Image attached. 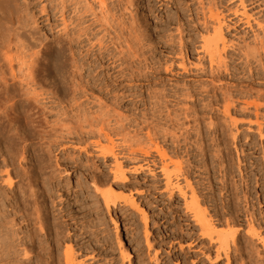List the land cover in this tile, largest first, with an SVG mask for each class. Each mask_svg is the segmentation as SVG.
I'll return each mask as SVG.
<instances>
[{
  "label": "rangeland",
  "instance_id": "374dc122",
  "mask_svg": "<svg viewBox=\"0 0 264 264\" xmlns=\"http://www.w3.org/2000/svg\"><path fill=\"white\" fill-rule=\"evenodd\" d=\"M77 1L83 8L85 0ZM60 2L66 5L70 43L64 40L56 14ZM86 2L97 17L87 14L86 23L77 28L76 0H36L32 9L42 20L46 44L52 50L61 48L62 75L67 80L74 75L77 84L91 90L67 88L65 102L50 106L42 116L44 129L85 130L96 121L110 134L125 174L124 180H113V157L104 161L92 148L85 154L67 145L66 151L60 148L45 156L48 169L56 171L51 172L48 186L52 199L59 202V194L76 193L75 197L63 194L55 210L76 215V241L83 238L73 246L78 264H264V0H106L105 19L97 0ZM240 3L248 19L236 15ZM210 11L224 19L226 48L219 64H212L201 48L202 39L213 34ZM79 28L85 34L76 42ZM100 46L102 53H98ZM87 50L90 53L84 56ZM95 79H103L107 86H92ZM146 133L181 160L214 225L224 232L237 231L236 247L230 244L227 257L215 256L217 244L192 220L185 200L175 190H166L157 166L148 162L146 167L142 161ZM129 152L133 159L121 156ZM56 165L61 171L68 167L67 180L66 176L59 179ZM91 175L102 184L100 180L108 179L109 186L105 183L102 190L119 201L132 197L135 205L127 202L126 207L118 205L107 212L88 182ZM178 180L182 186V178ZM13 181V188L0 184V197L5 193L11 197V190L18 189V179ZM20 216L12 221L20 219L18 225L10 223L14 227L5 226L0 235L9 239L10 233L19 232L15 238L28 242L37 225L27 227ZM110 218L117 222L118 231ZM39 228L35 232L43 254L37 264H44L53 256L50 240L54 238ZM65 232L62 228L55 251L61 261L69 243ZM122 249L130 254L125 260L120 258Z\"/></svg>",
  "mask_w": 264,
  "mask_h": 264
},
{
  "label": "bare ground",
  "instance_id": "6f19581e",
  "mask_svg": "<svg viewBox=\"0 0 264 264\" xmlns=\"http://www.w3.org/2000/svg\"><path fill=\"white\" fill-rule=\"evenodd\" d=\"M35 1L36 0H21L20 2V0H0V184L2 186L6 185L8 188H13L15 184L13 181L14 178H17L19 183L16 191L11 190L13 192L10 194L11 197H7L9 196L7 193L3 194L7 196L0 197V229L7 225H9V227L18 225L17 222H20V219H18V221L16 220L17 224L13 222L15 224L14 226H10V223H12L15 216L20 213L21 221L24 222L27 227L30 225H37V227L45 228L46 235L50 238H54V240H50L52 241L51 244L54 251L53 256L46 258L44 264H78L74 256L75 252L73 251V246L76 245V243L79 244L83 242V238L80 236L81 238H78L76 241V237L79 235V233L76 234V215L62 210L63 208L57 209L58 211L56 212L55 208L58 203H62L60 199H63L64 193L61 195L59 194V202L54 201V198L52 199L48 186L50 180L53 178L51 173L53 171L48 169L50 165H47L45 156L54 153L56 149L59 150L60 148V150L66 151L64 147L66 148L72 145L76 148L78 147V149L81 148L80 150L82 152L85 151V154L89 148H92L91 151L96 152L97 156L104 161L107 157H113L114 167L111 169L113 180L122 181L124 180L125 174L121 162L118 161L119 158L118 160L116 158V153L114 151L115 147H113V140L110 134L105 128L97 127V125L94 124L96 122L94 119L95 122L88 125V128L85 130L82 128L76 130V127L65 126L58 133H55L51 129L49 131L48 129H44L42 116L45 115L46 110L50 109V106H61L65 102V90L67 88L71 86L73 89L72 92H76V88H78L82 93L91 90H86L84 84L81 82L77 84L74 75L71 79L68 78V80L62 75L63 65L59 60L61 48L52 50L46 44V38L43 37L41 33L42 28L39 25L42 20H40V17L32 10ZM105 1L106 0H97L98 10L104 19L107 17ZM80 2L81 1H79V3ZM84 2L85 5L83 8H80L76 0V28L86 23L85 16H87V14L92 18L97 17L94 8L92 9L91 5L87 3L86 0ZM240 4L242 5V3ZM40 9L42 13H45L44 7ZM56 10V14L60 16L62 22L64 40L70 43L73 40L70 34H68V25L65 20L66 5L60 2L59 8ZM212 13L211 11L209 12L210 16L208 18L211 20L210 22L213 21V34L208 39H202L201 48L208 55L212 64H219L222 61V54L225 52L226 48L225 36L223 37L222 34L224 31V19L220 17L219 12V14H215L216 12H214L215 15H212ZM235 13L236 15L239 14L248 19L243 5L241 10H236ZM48 16H50V14L47 12L46 17L48 18ZM212 24L210 26H212ZM205 29L207 30L208 27ZM84 34L85 29L79 28L76 42H79ZM103 51L105 50L100 46L98 48V53H102ZM89 53L90 51L87 50L84 56L89 55ZM93 81L94 84L92 86H107L103 79H95ZM74 99L75 98H73V100ZM103 142L110 144L111 147L104 146ZM144 145L145 147L140 150V153L143 157L142 161H144L145 164L147 163L146 167L148 166V162H150L151 165L159 168L163 175V180H165L164 184L166 190H168L169 193L175 190L180 195V198L185 200V210L191 214L192 220L200 227L203 234L209 237L210 241H214L217 244L214 250L215 256L219 257V255L222 254L227 257L230 244L233 248L236 247L235 241L237 240V231L232 230L233 228H228V231L224 232L221 229L219 230L217 225H214L210 216H208L206 208L201 204L202 200H199V195L197 196L193 189L190 179H188V176H186V173L182 170V162L180 159H177L174 155H169L150 133H146ZM74 146L73 148H75ZM201 151H203V149ZM151 154L157 157V159L155 158L156 161L154 159L155 156L153 157ZM121 156L133 159L132 157L134 154L129 152ZM75 162L76 161L72 162L74 163V168H76ZM27 163L30 164L29 168L26 166ZM58 165H60V163ZM25 166L28 169L25 168ZM47 170H50V172H47ZM67 170H69L68 167ZM67 170L64 169L63 171L59 170L60 172H57V174L60 173L58 175L59 179L66 176L67 180L69 176ZM61 172H63V174ZM91 177L92 175L90 176L92 181L88 182L91 183L90 185L93 191L101 198L107 212L116 209L118 205L124 208L128 205L127 202H131L130 205H135L132 197L123 200L120 199L119 201L112 192L102 190L100 186L102 187L105 183L107 184L106 181H109L108 179L106 181H104V179L100 180V182H104V184H102V182L98 183L95 178ZM178 178H182L184 182L182 186L178 183ZM90 179L88 178V180ZM173 180L175 182H173ZM85 181H87V178ZM78 182L80 181L78 180ZM62 184L66 185L67 182L65 181ZM76 185L79 186L78 183ZM85 185H80V188L84 189ZM77 189H79V187H77ZM77 189L75 188L74 191ZM187 189L189 190V196H187L188 193L186 194L185 191ZM60 191L58 190V193ZM69 193L70 192H66L65 194H67L68 197H75L76 195L75 192H73V194ZM0 196L2 195L0 194ZM123 213L127 215L125 211ZM10 215L13 216V219L9 218ZM110 220L115 226V232L118 231L117 222H114L115 220L112 218H110ZM225 225L229 226V224ZM219 226L222 225L220 224ZM36 228H34L33 231L31 230L32 232L28 237L29 243L23 241L22 238H15L19 232H9V239H6V234L4 235L5 237L0 235L3 236V239L0 237V264H37L40 262L39 259L43 254V245L42 242L37 239L38 235H36L37 233L35 232ZM42 228H39V230H42ZM62 228L66 231L63 235L67 236L64 237L65 241L68 240L66 242H69L65 244L62 252L63 258H61L63 261L59 258V252H55L59 242L62 240L60 237L62 235ZM4 230L6 231V228H4ZM16 231L18 230L16 229ZM263 243L264 242H262V244ZM119 253L122 260L128 258V255L130 256L125 249L120 250ZM154 257L156 258V254H154Z\"/></svg>",
  "mask_w": 264,
  "mask_h": 264
}]
</instances>
